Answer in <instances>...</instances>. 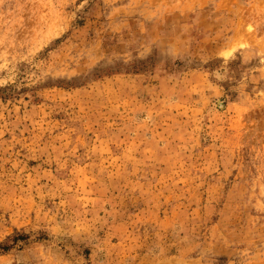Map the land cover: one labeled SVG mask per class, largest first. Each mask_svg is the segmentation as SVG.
Wrapping results in <instances>:
<instances>
[{"label": "rangeland", "instance_id": "374dc122", "mask_svg": "<svg viewBox=\"0 0 264 264\" xmlns=\"http://www.w3.org/2000/svg\"><path fill=\"white\" fill-rule=\"evenodd\" d=\"M0 264H264V0H0Z\"/></svg>", "mask_w": 264, "mask_h": 264}]
</instances>
